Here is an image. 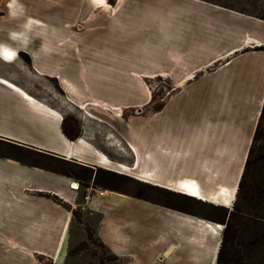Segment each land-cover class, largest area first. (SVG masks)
Returning a JSON list of instances; mask_svg holds the SVG:
<instances>
[{
	"label": "crops",
	"instance_id": "obj_1",
	"mask_svg": "<svg viewBox=\"0 0 264 264\" xmlns=\"http://www.w3.org/2000/svg\"><path fill=\"white\" fill-rule=\"evenodd\" d=\"M2 51L16 57L0 53V264H76L89 232L119 264H214L212 225L230 206L211 202L233 200L264 99V21L203 0H0ZM155 78L172 86L162 109L119 115L140 111ZM70 102L116 113L79 118ZM67 117L81 137L63 135ZM106 123L116 136L98 138ZM99 173L197 205L131 196ZM185 183L206 204L181 197Z\"/></svg>",
	"mask_w": 264,
	"mask_h": 264
},
{
	"label": "rangeland",
	"instance_id": "obj_2",
	"mask_svg": "<svg viewBox=\"0 0 264 264\" xmlns=\"http://www.w3.org/2000/svg\"><path fill=\"white\" fill-rule=\"evenodd\" d=\"M203 2L216 4L220 7L253 16L257 19H264V0H203ZM143 85L149 89L152 96L142 107H139L140 109L138 108L140 111H138L137 108H126L121 110L119 115H122L124 119L130 115L132 117L138 116L142 120L147 119V116L155 113V109L161 105L163 106L165 98L172 87L171 84L167 82V79L163 78L146 79L143 81ZM64 95L63 93L60 94L58 99L61 102V106L68 109L69 100ZM83 103V105L76 103V107L74 105L75 103H71L73 109H76L74 115L79 118L80 115L87 117V113L89 112L94 115V118H97L94 119L97 122H102L105 114L113 117L115 116L116 112L110 110L108 105L102 106L101 104L98 106V108H100L99 111L92 110L86 113L78 107H85L87 103ZM91 114L90 117L88 116L89 118H93ZM105 125L111 130L110 133H104L105 131L103 130L101 134H97V137L116 136L114 129L108 123ZM63 127L65 128V132L73 139L82 136L83 128L71 117L64 119ZM120 139L122 141L121 137ZM5 149L3 144H0V152L5 151ZM25 158L27 163H39L40 166L46 169L61 173L72 171L75 175H78V177H85L87 175L86 171L76 166L66 165L59 160H50L44 158V156L40 157L27 152H25ZM96 183L100 185L103 184L106 187L117 189L120 192L138 198L161 201L172 205L179 204L181 207H196L193 205L196 203L191 204L178 200L170 194L148 188L142 184L145 182L138 183L128 177L114 176L110 173H99ZM257 189L260 192H264V136L260 138L259 143L255 146L250 167L247 169L245 175L242 193L238 194L237 191H235L232 201H229L227 198V200L222 199L221 201L211 202L215 204L218 203V206L221 207L226 204L230 206V209L226 210L224 213L226 219L223 222V227L221 226L222 224H219V227L222 229L220 228L221 236L214 264H264V224L260 221V217L263 215L264 205L255 204L256 201L250 202L248 199L249 194H246L249 190L254 191ZM261 197H263V195H261ZM199 203L206 204L203 201ZM74 216L78 219L77 212ZM216 216L220 217L223 216V214L217 212ZM88 234L89 236L87 235L86 241L72 246L71 250H69V257L73 262L76 261V264H100L101 262L102 264H119L118 260H113L106 249L94 240L90 232Z\"/></svg>",
	"mask_w": 264,
	"mask_h": 264
},
{
	"label": "trees",
	"instance_id": "obj_3",
	"mask_svg": "<svg viewBox=\"0 0 264 264\" xmlns=\"http://www.w3.org/2000/svg\"><path fill=\"white\" fill-rule=\"evenodd\" d=\"M108 2L112 5L114 3V0H108ZM226 9H228V8H226ZM258 19L264 21V19H262V18H258ZM161 109H162V105L160 107H158L157 109H155V112H159ZM61 130H62L63 135L66 138H68L69 140H73V138H71V136H69L68 133L65 132V128L64 127H62ZM262 136H264V99H263V102H262V106H261L259 117L257 118V124H256L255 133L252 136L251 145H250L249 151L247 152L245 165H244V168L242 169L241 178H240L239 184L237 185L236 191H237L238 194L242 193L244 180H245V175H246L247 169L250 167V162H251V159H252V157L254 155L255 146L259 143V140H260V138ZM133 180H136V179H133ZM136 181L144 182V181H140V180H136ZM257 190H254V191H252V190L250 191L249 190V191H247L246 194L247 193L249 194V198L248 199H249L250 202H255L256 201L255 204L264 205V192H260L259 190L258 191ZM178 194H180V193H178ZM261 195H263V197H261ZM181 197H185V198H187L189 200H194L195 202H198V203L201 202V201H198V199L189 198L188 196L186 197V196L181 195ZM199 204H201V203H199ZM230 204H231V202H230ZM260 219H261L260 221L264 224V210H263V215L260 217ZM87 235L89 236V234H87ZM112 259L115 260V261L117 260L113 256H112ZM100 264H102V262Z\"/></svg>",
	"mask_w": 264,
	"mask_h": 264
},
{
	"label": "bare ground",
	"instance_id": "obj_4",
	"mask_svg": "<svg viewBox=\"0 0 264 264\" xmlns=\"http://www.w3.org/2000/svg\"><path fill=\"white\" fill-rule=\"evenodd\" d=\"M94 1L97 2L99 0H94ZM186 183L190 184V182H186ZM186 183L184 185L185 186L184 188L188 189L187 191L190 192V193H187L188 196H190L192 198H196L198 200H201L200 195H199L197 189L194 187V185L192 184L193 186L191 187V185H187ZM74 187H76V186L74 185ZM225 206H228V205L226 204ZM217 228H221V227H217Z\"/></svg>",
	"mask_w": 264,
	"mask_h": 264
},
{
	"label": "built area",
	"instance_id": "obj_5",
	"mask_svg": "<svg viewBox=\"0 0 264 264\" xmlns=\"http://www.w3.org/2000/svg\"><path fill=\"white\" fill-rule=\"evenodd\" d=\"M1 53V56L4 58V59H12L14 56L13 55H8L7 53H5V52H0ZM70 188L72 189V190H76L77 188H78V186H76L75 188H73L72 187V185H70ZM87 198H89V196H85V198H84V200H87ZM211 225V224H210ZM213 226V228L215 229V230H217V231H221L220 229H218L217 227H218V225H212ZM208 227H210V226H208Z\"/></svg>",
	"mask_w": 264,
	"mask_h": 264
},
{
	"label": "clouds",
	"instance_id": "obj_6",
	"mask_svg": "<svg viewBox=\"0 0 264 264\" xmlns=\"http://www.w3.org/2000/svg\"><path fill=\"white\" fill-rule=\"evenodd\" d=\"M14 57H16V55H15ZM14 57H13V58H14ZM13 58H12V59H13Z\"/></svg>",
	"mask_w": 264,
	"mask_h": 264
}]
</instances>
